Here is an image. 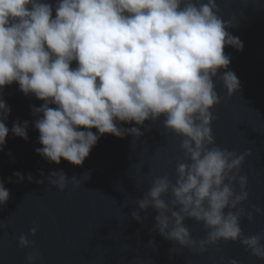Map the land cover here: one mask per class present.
Here are the masks:
<instances>
[{
  "label": "clouds",
  "instance_id": "clouds-1",
  "mask_svg": "<svg viewBox=\"0 0 264 264\" xmlns=\"http://www.w3.org/2000/svg\"><path fill=\"white\" fill-rule=\"evenodd\" d=\"M218 12L216 0H57L55 9L49 0H0V90L16 83L25 96L44 102L32 108L42 145L35 151L56 165L63 159L82 166L99 139L93 128L100 136L139 138V127L118 123L143 126L163 117L164 128L182 138L185 162L176 165L174 182L168 176L152 180L139 209L155 210L156 231L182 248L203 253L219 241H239L264 260V234L244 236L240 227L243 216L254 219L238 207L248 200V178L240 170L251 152L221 149L212 133V110L220 103L214 78L230 64L224 48L243 50L239 37L226 31L233 23ZM219 79L229 96L240 89L232 71ZM10 111L0 97V151ZM27 128V121L14 122L11 132L27 140ZM13 176L17 183L25 179ZM27 179L34 182L30 173ZM47 180L61 192L69 185L63 171ZM71 184L79 187L75 177ZM9 198L0 181V207ZM254 212L264 215L260 208ZM131 215L142 222L138 212ZM186 219L203 223L206 238L192 239ZM17 242L32 247L23 233ZM38 255L29 254L26 264H36Z\"/></svg>",
  "mask_w": 264,
  "mask_h": 264
},
{
  "label": "water",
  "instance_id": "water-1",
  "mask_svg": "<svg viewBox=\"0 0 264 264\" xmlns=\"http://www.w3.org/2000/svg\"><path fill=\"white\" fill-rule=\"evenodd\" d=\"M49 3L55 9L57 0ZM216 3L217 14L233 23L226 31L239 37L243 50L224 48L230 64L214 78L220 103L212 110V133L221 149L238 155L251 152L240 170L248 178V200L238 207L253 213L254 219L250 222L243 216L240 227L244 236L264 234V215L254 212L255 208L264 210V0ZM76 66L73 62L72 67ZM224 71H232L240 81V89L232 96L219 79ZM0 97L11 110L5 121L9 134L0 151V181L10 193L7 205L0 207V264H26V257L34 251L39 254L36 264H229L232 259L239 264H264L239 241H219L203 253L182 248L156 231L155 210L139 209L137 201L147 194L152 180L168 176L174 182L176 165L185 162L182 138L164 128L163 117L155 123L145 121L143 126L118 123L124 129L139 127V138L100 136L93 128L99 139L83 165L74 166L63 159L56 165L35 151L42 145L34 127L40 117L32 108L44 102L31 94L25 96L16 83L0 90ZM25 121L27 140L11 132L14 122L23 125ZM53 171H63L69 178L63 192L48 183ZM14 172L25 177L23 183L16 182ZM29 173L34 182L28 181ZM41 173L43 184L38 183ZM72 177L79 187L72 186ZM134 211L142 222L133 219ZM185 226L192 239L206 238L208 230L203 223L186 219ZM33 227L35 236L30 235ZM21 233L32 241V247H19Z\"/></svg>",
  "mask_w": 264,
  "mask_h": 264
}]
</instances>
